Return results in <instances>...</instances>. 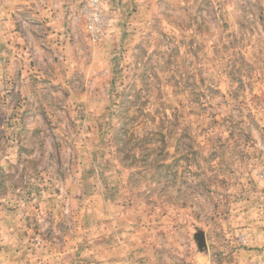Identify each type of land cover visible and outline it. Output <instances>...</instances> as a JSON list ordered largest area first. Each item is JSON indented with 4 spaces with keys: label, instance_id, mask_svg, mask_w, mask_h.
<instances>
[{
    "label": "rangeland",
    "instance_id": "rangeland-1",
    "mask_svg": "<svg viewBox=\"0 0 264 264\" xmlns=\"http://www.w3.org/2000/svg\"><path fill=\"white\" fill-rule=\"evenodd\" d=\"M0 0V264H264V0Z\"/></svg>",
    "mask_w": 264,
    "mask_h": 264
},
{
    "label": "built area",
    "instance_id": "built-area-1",
    "mask_svg": "<svg viewBox=\"0 0 264 264\" xmlns=\"http://www.w3.org/2000/svg\"><path fill=\"white\" fill-rule=\"evenodd\" d=\"M101 3L102 0H90L83 9L88 14V30L95 39L101 36L105 26Z\"/></svg>",
    "mask_w": 264,
    "mask_h": 264
}]
</instances>
